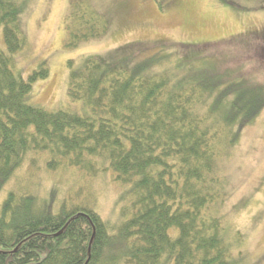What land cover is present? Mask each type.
Listing matches in <instances>:
<instances>
[{
  "label": "trees",
  "instance_id": "trees-1",
  "mask_svg": "<svg viewBox=\"0 0 264 264\" xmlns=\"http://www.w3.org/2000/svg\"><path fill=\"white\" fill-rule=\"evenodd\" d=\"M26 8L27 0H0V264H162L166 257L240 264L220 214L218 163L264 109V87L223 84L213 64L194 65L181 78L155 72L152 63L169 55L141 63H132V52L122 61L90 56L79 67L68 63V96L83 114L48 111L29 103L35 83L50 75L47 64L26 79L16 70L29 44ZM110 28L91 0L74 2L64 21L66 47L101 39ZM182 47L190 48L186 61L196 56L195 45ZM31 155H45L51 172L73 167L94 179L111 172L128 201L116 232L88 201L70 196L56 209L32 178L5 192Z\"/></svg>",
  "mask_w": 264,
  "mask_h": 264
},
{
  "label": "rangeland",
  "instance_id": "rangeland-1",
  "mask_svg": "<svg viewBox=\"0 0 264 264\" xmlns=\"http://www.w3.org/2000/svg\"><path fill=\"white\" fill-rule=\"evenodd\" d=\"M77 1L27 0L22 21L29 44L16 57V70L24 79L43 62L50 70L48 78L35 83L31 105L81 114L83 104L68 96V63L79 67L90 56L122 61L131 52L132 63L169 55L152 63L157 73L170 72L181 78L194 65L213 64L225 78L223 84L243 80L264 87V0H91L111 20V28L103 38L69 49L64 21ZM182 44L195 45L196 56L186 61L190 48ZM127 45L133 47L119 51ZM239 136L219 158L224 179L220 214L228 229L227 241L234 244V256L241 253L240 264H264V109ZM33 158L37 160L32 162ZM45 161V155H31L5 192L22 179L32 178L39 196L53 197L56 209L70 196L77 203L88 201L110 232H116L128 201L112 173H100L94 179L73 167L51 172L45 169ZM162 264L173 263L166 257Z\"/></svg>",
  "mask_w": 264,
  "mask_h": 264
}]
</instances>
